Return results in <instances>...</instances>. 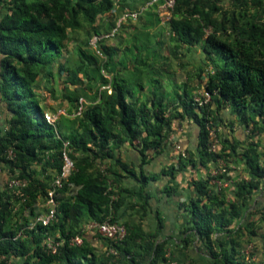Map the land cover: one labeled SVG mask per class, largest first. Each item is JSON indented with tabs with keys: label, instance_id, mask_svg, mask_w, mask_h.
<instances>
[{
	"label": "trees",
	"instance_id": "1",
	"mask_svg": "<svg viewBox=\"0 0 264 264\" xmlns=\"http://www.w3.org/2000/svg\"><path fill=\"white\" fill-rule=\"evenodd\" d=\"M138 1L0 0V99L6 110L0 124V169L6 171L7 179L26 181L22 187L5 182L0 190L2 264L8 259H18L20 264H168L166 241L157 240L163 224L157 212L154 230L121 221L116 214L125 202L124 192H130L120 185L122 172L135 174L116 149L129 143L143 164L152 151L160 153L175 124L185 119L198 127V159L192 151L180 152L177 167L162 170L170 178L176 168L187 164H200L207 170L206 177L192 180L194 196L184 203L189 213L185 246L197 237L210 264H264V152L258 144V136H264V21L254 13L264 10V0H175L166 23L170 39L188 50L200 44L204 64L211 65L207 74L199 75L202 90L211 94L210 101L200 106L186 82L173 91H162L163 80L152 74L157 70H150L144 81L142 74L152 68L150 58L159 60L161 55L141 57L137 49L122 67L129 78L103 73L114 51L104 45L110 38H99L93 47L94 35L109 33L126 10L142 7V15H156L160 23L156 5L145 6L146 0L141 7H132ZM83 23L93 29L86 40L93 54L79 49V64L67 75L74 85L83 79L91 81L97 70L100 80L95 91H83L96 102L84 108L82 102L80 113L73 112L76 128L65 130L58 125L60 114L52 121L45 118L47 112L34 86L40 75L51 74V65L66 49L70 32ZM61 67L58 64V71ZM100 85L102 91H98ZM78 92L73 91L75 112L82 98ZM226 106L247 132L245 143L219 131V123L224 122L220 112ZM207 125L214 128L216 151L209 149ZM63 153L73 161V169L56 190L57 218L49 225L36 223L29 228L30 221L45 210L44 206L37 210L36 204H45L60 173ZM220 161L224 171L213 176L211 172L221 168ZM237 166L246 177L234 180V188L216 185L214 180L228 182V172ZM140 177L138 191L143 201L139 206L145 211L147 177L142 172ZM107 219L123 224L126 234L117 242L96 234L105 246L98 253L82 226L89 220ZM46 235L63 240L55 253L46 249ZM75 235H81L82 242L69 244ZM110 248L116 253H109Z\"/></svg>",
	"mask_w": 264,
	"mask_h": 264
},
{
	"label": "rangeland",
	"instance_id": "2",
	"mask_svg": "<svg viewBox=\"0 0 264 264\" xmlns=\"http://www.w3.org/2000/svg\"><path fill=\"white\" fill-rule=\"evenodd\" d=\"M145 1L146 0H139L136 4H133L132 7H141V2ZM150 13H153L152 10ZM254 13L260 16L261 20L264 21V10L259 9L258 12ZM156 17V15H150L148 12L144 15L141 14L139 20L127 21L123 29L119 31L116 36L107 39L104 45L109 46L114 53H112V58L108 62V71L104 70L103 73L110 77L117 72V77L119 79L129 78L128 71H123L125 69L122 67L127 62L126 59L130 58L132 52L134 53L135 50L139 49L141 57L149 55V57L154 58L156 55H161L159 60H152L150 58L149 61L152 68L148 66L149 68L145 71L146 73L142 74L144 81L145 77L147 78L150 76L148 75L150 70H157L153 71L152 74L154 77L163 80L161 84L162 91H173V88H180L183 82H186L187 85L191 87L194 97L202 91L199 75L204 73L207 74L211 65L204 64V57L200 52V44L190 46L188 50L185 46H182L181 43L171 40L168 32V25L162 24L161 22L157 23L155 20ZM147 21L148 24L145 23ZM99 28L105 31L104 27ZM92 30L93 29L86 23H83L79 30L70 32L66 49L58 58V61L51 65V74L44 73L40 75L34 86L35 91H39L40 93V97L42 98L41 104L44 105L45 111L53 118L60 114L58 125L62 126L65 130H73L77 126V120L73 116L75 114V110L73 109L76 105V102L73 100V91H79L78 95L82 96L80 99L84 102L83 108L86 105H92L96 102L87 97L83 91L96 90L95 85H97L100 80L97 70L92 73L93 78L91 81L87 82L83 79L82 82H75L74 85L70 82V78L67 75L68 70H73L79 64L77 55L79 49L93 54L91 47L86 44V40L92 33ZM175 45L177 47H175ZM215 59L218 63L221 62L218 57H215ZM101 60L102 59L98 58L97 61L101 63ZM58 64L62 66L60 71H58ZM117 69L121 70V72H118ZM188 73L192 75L188 76ZM79 77L82 78V75L79 74ZM99 90L102 91L101 85L98 88V91ZM65 95H70L71 99H68ZM223 121L225 124L221 122L220 125L224 124L229 128L231 134L234 135L236 125L238 124L240 126V124L233 120L232 117L229 119L223 118ZM243 130L245 131L244 128ZM242 136V142L240 139L238 140L240 143H245L248 137L247 132L242 134ZM263 137V135L258 136L260 150L264 149ZM219 164L224 167L223 162L220 161ZM212 168L214 169V166H212ZM0 171H2V169H0ZM235 172H237V170ZM3 174L7 176L6 171H4ZM236 174L241 176L242 173ZM240 178H242V176ZM42 207L43 203L39 201L36 204V209L41 211ZM95 248L98 253L104 250L103 246L100 244L96 245ZM18 262V259H8L4 261V264H19ZM0 264H2V262H0Z\"/></svg>",
	"mask_w": 264,
	"mask_h": 264
},
{
	"label": "crops",
	"instance_id": "3",
	"mask_svg": "<svg viewBox=\"0 0 264 264\" xmlns=\"http://www.w3.org/2000/svg\"><path fill=\"white\" fill-rule=\"evenodd\" d=\"M220 113L223 118L229 119L232 117L236 121V117L231 115L227 106L222 108ZM5 117L6 110L0 99L1 125L4 123ZM220 124L218 129L224 132L225 136L243 140L242 134L246 131L241 126L237 124L234 135H232L229 128L224 125L225 123L223 125ZM174 128L175 130L171 134L167 145L161 149L160 153L152 151L147 158V162L143 164H141V156L138 150L130 146L129 143L125 142L116 149V153L121 161L135 172L134 175L122 172L123 176L120 185L128 188L130 192H124L125 202L117 210L116 214L121 221H128L131 224H141L145 230H154L157 226L155 219L157 212L160 218L163 219L162 228L158 233L157 240L166 241L165 250L167 251L166 256L169 259L168 261H173L176 264H210L209 257L203 249V242L201 240L194 237L193 244L187 246L183 242V239L189 233V231H186L189 213L184 203L194 196L195 192L192 180L206 177V168L200 166V164L196 166L187 164L180 169L176 168L173 178L162 173L163 169H168L170 166L177 167V159L181 152L178 146H180L183 152H194V159H198L196 152L198 127L191 120L185 119L180 125L175 124ZM261 151L264 152V149ZM236 170L237 172H235ZM141 172L147 177L145 192L149 195L147 198L148 206L145 211L139 206L143 201L138 191ZM240 172L242 173L241 176L245 178L246 173L241 166H237L235 170L228 172L231 179L226 185L227 188L233 187V181L241 177L236 173ZM3 173V170L0 171V190L7 180V176H4ZM169 181L170 183H168ZM43 206L45 207V204ZM233 225L234 223L229 227ZM83 234L89 238L92 245L96 246L100 244L103 248L105 247L102 239L98 238L96 234ZM18 263L20 264V262Z\"/></svg>",
	"mask_w": 264,
	"mask_h": 264
},
{
	"label": "built area",
	"instance_id": "4",
	"mask_svg": "<svg viewBox=\"0 0 264 264\" xmlns=\"http://www.w3.org/2000/svg\"><path fill=\"white\" fill-rule=\"evenodd\" d=\"M175 0H162L159 2V0H148L145 3V6H151V5H156V11L159 16V20L162 24L168 23V21L171 18V11L173 9ZM144 7H142L140 10H126L116 21V26L111 29L109 33L103 34V35H94L90 39V43L95 47V44L97 40L101 37L104 38H111L113 37L120 26L121 23L127 21V20H132L136 21L140 14L141 11ZM211 99V94L208 91L202 90L200 91L196 96H194V103L197 105H203L205 103H208ZM82 109V99L79 100V106L75 114H79ZM45 118L49 121H52L54 118L52 116H49L48 113L45 114ZM207 129L209 130L210 134V143H209V149L212 151L217 150V140L215 137V132L214 128L210 125L206 126ZM180 151L182 149L180 146H178ZM8 154L10 157L13 156V152L9 150ZM62 166L60 173L54 178L51 188L47 192L46 200H45V210L38 214L32 221H30L28 227L32 228L36 223H41L42 225H49L53 221L56 220V212H57V200L55 199L56 195V190L62 187L63 181L67 178L69 175L70 171L73 169V161L66 155V153H63V158H62ZM224 171L223 166L217 170H213L211 174L215 176L216 174ZM216 185L218 186H225L227 185V181L221 182L220 180H214ZM6 183L9 187H22L26 184V181L23 179H17V178H11L7 179ZM82 231L83 233H91V234H98L101 237L111 241V242H117L120 241L124 238L126 234V228L123 224L117 223V222H112L110 220H104L102 222L99 221H88L83 224L82 226ZM58 237V234L56 235ZM55 236L51 235H46L44 245L46 249L50 253H55L57 250V247L62 243L63 240L60 238H56ZM69 244L73 245H78L82 242V236L81 235H75L71 237L68 240ZM109 253L115 254V250L113 248L109 249ZM168 264H176L173 261H168Z\"/></svg>",
	"mask_w": 264,
	"mask_h": 264
}]
</instances>
